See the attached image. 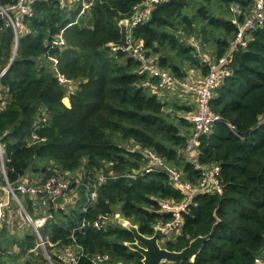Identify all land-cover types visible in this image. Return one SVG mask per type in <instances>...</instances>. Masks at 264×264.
Instances as JSON below:
<instances>
[{
    "label": "trees",
    "instance_id": "1",
    "mask_svg": "<svg viewBox=\"0 0 264 264\" xmlns=\"http://www.w3.org/2000/svg\"><path fill=\"white\" fill-rule=\"evenodd\" d=\"M144 1L95 0L78 18L79 8L69 0H40L12 64L14 31L0 29V73L8 67L0 77V140L9 182L28 181L29 170L42 181L70 173L75 191L81 188L69 211L71 200L64 205L50 202L52 217L40 232L56 244L47 246L52 260H59L56 250L78 245L85 253L80 264H95L98 254L108 255L111 263L142 264V255L126 244L134 241L130 231L119 224L97 229L94 221L120 211L143 234L152 235L161 218H170L161 202H179L183 195L166 172H143L148 162L143 149L182 169L185 178L199 179L184 155L194 104L164 100L159 80L141 70L142 62L130 50L112 48L121 38L120 22L130 20L134 7ZM254 3L164 1L147 22L132 29V45L142 43L147 57L179 79L188 78L190 71L206 75L210 63L224 56L236 37L235 21H245ZM62 29L66 45L52 46ZM51 57L58 58L57 68ZM229 66L232 74L211 101L222 121L197 147L201 163L220 167L222 193L198 195L184 214L181 234L165 247L180 251L215 229L193 261L171 264H254L264 251V25L253 31L246 49L232 55ZM57 69L77 84L74 90L67 93ZM136 170L141 171L137 178L128 176ZM111 173L121 177L99 186L96 204L85 212L84 184ZM78 181L84 184L77 188ZM23 203L33 214L29 196ZM84 219L85 226L79 228ZM3 227L0 264H50L43 249L31 250L38 244L32 226L14 237Z\"/></svg>",
    "mask_w": 264,
    "mask_h": 264
},
{
    "label": "built area",
    "instance_id": "2",
    "mask_svg": "<svg viewBox=\"0 0 264 264\" xmlns=\"http://www.w3.org/2000/svg\"><path fill=\"white\" fill-rule=\"evenodd\" d=\"M40 0H16L6 6L0 4V29L12 27L14 31L15 49L18 48L20 37L24 35L27 30V22L35 15L36 4ZM72 4L79 8L78 18L87 14L93 7L95 0H69ZM168 0H145L141 4L134 7V14L129 20V41L131 46L129 49L132 54L142 62L141 70L149 73L151 77L159 80V86L163 90L176 89L184 87L193 94L194 110L190 113V121L192 123V130L187 139L184 155L188 161L194 164L195 170L199 171V179L192 181L185 178L182 169L169 164L165 159L157 155L149 149H143L148 162L143 167L144 173L154 171H164L169 176L173 186L177 188L183 195L181 201L176 202L174 199L163 200L161 202V210L164 213L170 214V218L164 220L161 218L155 227H161L163 232L160 235L159 242L165 246L166 241L175 240L182 232L184 224V214L187 213L194 203L195 198L200 194L207 193H222V184L219 179L220 167L217 164L208 165L203 164L198 160L197 147L200 145V138L203 135L210 134L215 127V124L222 121V117L212 111L211 101L215 95L216 89L220 86L223 80L230 74L232 69L229 66V61L232 55L240 50L246 49L250 41L253 39V31L264 25V0H255L251 14L243 21L236 25L238 33L231 41L227 53L210 63L209 73L206 75H197L195 78L179 79L170 73L168 70L159 67L153 59L146 56L142 43L132 45L131 31L132 29L142 23L147 22L156 8V6ZM65 29H62L56 34L55 39L51 42L52 46L64 47L66 39L64 37ZM114 50L124 49L122 46H113ZM55 67L59 60L57 57H51ZM57 68V67H56ZM8 67H5L0 77L6 72ZM57 77L61 84L66 85L68 89H72L75 82L66 77L57 69ZM70 91H68L69 93ZM232 128V124H229ZM34 139L38 138L37 133L33 135ZM138 174H141L139 171ZM136 171L134 174H129L133 178H137ZM121 175L111 173L109 175L100 174L98 181L93 183H83L78 181L77 188L84 184L87 198L84 205V211L87 212L97 202L98 189L102 184L109 180H118ZM75 191V187L63 174H53L49 178L41 182L25 181L18 185H12L8 180V174L5 166V149L0 140V218L2 220L7 215L12 206V201H15L18 206L23 209L26 214V223L33 227L37 236L38 244L36 248L31 249L36 251L38 248L47 252V246L56 247L49 238H44L40 229L46 224L52 214L49 213V205L57 197H64L68 202L74 201L71 194ZM29 196L33 205V214H31L24 205V197ZM120 216H122L120 214ZM117 213L111 216L100 215L94 221V227L97 229H107L109 226L119 222L120 218ZM85 219L79 226L84 227ZM58 261H53L48 254L47 258L50 264H80L82 257L85 255L82 247L78 245H68L62 250ZM95 264H112L108 255L98 254L93 259ZM254 264H264V251L255 258Z\"/></svg>",
    "mask_w": 264,
    "mask_h": 264
},
{
    "label": "water",
    "instance_id": "3",
    "mask_svg": "<svg viewBox=\"0 0 264 264\" xmlns=\"http://www.w3.org/2000/svg\"><path fill=\"white\" fill-rule=\"evenodd\" d=\"M64 2V0H59ZM129 20L124 19L120 22L121 26V38L112 43L113 46H122L124 49H129L131 43L129 41ZM17 54V50L14 52L11 58L10 64H12L14 57ZM138 174L139 171L136 170ZM68 200L64 197H57L54 199V203L64 205ZM119 223L130 231L134 236V241L126 242V244L133 250L138 251L142 255V264H171L180 263L189 259L193 261L195 257L203 250L206 241H208L213 235V231L206 236H198L193 239L188 246L180 251H174L162 246L159 242V238L163 229L161 227H155V232L152 235L143 234L137 224L132 223L129 219L120 216ZM112 264H124L122 262Z\"/></svg>",
    "mask_w": 264,
    "mask_h": 264
},
{
    "label": "rangeland",
    "instance_id": "4",
    "mask_svg": "<svg viewBox=\"0 0 264 264\" xmlns=\"http://www.w3.org/2000/svg\"><path fill=\"white\" fill-rule=\"evenodd\" d=\"M190 78H195L197 77V74L195 75V72H192L190 71ZM77 84L75 83L73 88L72 89H68L66 88L67 91H72L76 88ZM167 92V94H169V98H163L164 100L168 99V100H179L181 102L183 101H186V102H190V100L193 102V94H191V91L190 90H187L185 89L184 87H181V88H174V89H168V91H165ZM68 93V92H67ZM67 102V100H66ZM69 103V102H67ZM43 120H46V118H44ZM130 147V146H128ZM139 149V147H138ZM65 176V175H64ZM66 179H68L70 182L73 175L68 173L67 176H65ZM28 178L29 180L28 181H31V182H40L42 181L41 180V175L39 174H35L33 173L32 170H29L28 171ZM72 198L74 201H70L67 205H66V211H69L70 207H73L75 206L76 204V201L79 199V197H81V188H78L77 191H73V193L71 194ZM84 201L81 202V204H83ZM78 208V207H77ZM119 210V209H118ZM117 213L121 214L120 211L116 212V215ZM122 215V214H121ZM123 216V215H122ZM0 221H3L4 224L1 225L0 223V228L2 226H4V230H7V232L9 233V235L11 234L12 237H14L15 235H21L23 234L24 232H26L27 230H29L31 228L30 224L29 223H26V214L24 213L23 209H21L18 204L15 202V201H12V206L9 210V212L7 213V215L5 216V218L2 220V218H0ZM115 224H119L121 225L119 222H116ZM122 226V225H121ZM123 227V226H122ZM1 232V231H0ZM14 247H17V245H14ZM62 249L60 250H56L55 253L58 257L59 255L62 254ZM50 255V253L47 251L46 253H44L45 257H47V255ZM53 261H58L56 259H53Z\"/></svg>",
    "mask_w": 264,
    "mask_h": 264
},
{
    "label": "crops",
    "instance_id": "5",
    "mask_svg": "<svg viewBox=\"0 0 264 264\" xmlns=\"http://www.w3.org/2000/svg\"><path fill=\"white\" fill-rule=\"evenodd\" d=\"M195 72V71H194ZM199 75V72H195V75ZM165 91H168V89L167 90H162V89H159V95L161 96V97H163V98H169V94H167V92H165ZM191 101V100H190ZM191 103H193L192 101H191ZM9 212V211H8Z\"/></svg>",
    "mask_w": 264,
    "mask_h": 264
}]
</instances>
